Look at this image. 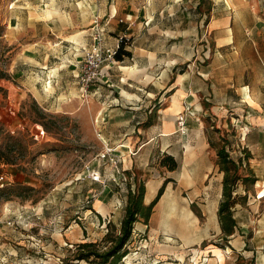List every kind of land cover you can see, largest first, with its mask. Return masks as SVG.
Wrapping results in <instances>:
<instances>
[{
    "label": "crops",
    "instance_id": "crops-1",
    "mask_svg": "<svg viewBox=\"0 0 264 264\" xmlns=\"http://www.w3.org/2000/svg\"><path fill=\"white\" fill-rule=\"evenodd\" d=\"M163 6L174 8L167 1ZM179 8L187 12L183 3ZM124 10L129 13L122 19ZM155 10V5L135 9L124 0H0V22L12 47L9 72L37 101L46 103L57 94L65 105V97L76 99L81 92L78 75L96 22L108 46L132 32L126 48L132 56L108 66V76L92 92L102 140L121 156V177L148 172L165 156L179 164L176 171L146 181L147 205L167 178L173 180L167 187L179 178L184 187L203 183L206 190L217 179L221 197L214 213L221 232L224 174L215 177L220 168L210 146L216 133L212 124L238 129L239 141L252 155L249 161H258L264 150V0H212L207 12H198L196 26L186 22L184 30L164 40L153 36L160 25ZM180 116L186 118L185 133ZM250 162L256 172L258 166ZM177 171L178 178L172 175Z\"/></svg>",
    "mask_w": 264,
    "mask_h": 264
},
{
    "label": "rangeland",
    "instance_id": "rangeland-1",
    "mask_svg": "<svg viewBox=\"0 0 264 264\" xmlns=\"http://www.w3.org/2000/svg\"><path fill=\"white\" fill-rule=\"evenodd\" d=\"M124 1L135 9L155 5L158 9L155 20L160 25L153 36L162 40L184 30L186 22L190 27L196 26L198 12H207L212 3V0H201L200 9L199 0ZM166 1L173 5L172 10L164 9ZM180 3L187 7L185 14L179 8ZM127 13L128 10L123 11L122 19ZM34 83L35 80L31 84ZM24 88L21 79L0 81V124L14 139L21 140L26 167L18 172L17 168L0 164V177L6 186L21 182L34 189L26 194L25 200L13 197L0 203L3 222L0 264H89L73 260L76 246L87 241L104 248L109 246L107 235L119 233L129 190L124 178L128 175L121 177L120 165L105 164L100 158L104 143L98 137L103 125L94 109L97 96L78 94L76 99L67 96L66 104L62 105L61 95L53 94L48 102H39ZM51 89L52 85H45L48 93ZM38 109L47 117L41 118ZM41 123H46L50 131L43 130ZM212 126L213 131L220 129L213 135V141L228 138L231 157L235 161L244 158L238 129L234 126L224 129L218 123ZM7 141L12 140L1 133L0 145ZM215 151L213 161L217 163ZM257 160L249 162L258 166L255 174L260 185L257 183L251 189L246 204L236 207L239 229L229 242L231 247L221 239L222 231L220 228L218 232L214 213L221 197L218 196L221 190L216 191L218 180L213 179L207 190L203 183L187 188L181 185L177 171L172 175L178 180L166 188L161 210L155 207L148 226L142 220L136 223L128 245L129 254L121 264H251L254 258L253 264H264V150ZM149 168L148 172H136L140 180L146 182L159 173L168 174L158 159ZM94 172L102 174L101 183L92 182L90 177ZM218 172L215 171V177ZM130 181L135 190L134 180ZM237 194H247L242 184ZM172 205L174 212L170 210ZM206 236L209 238L204 240Z\"/></svg>",
    "mask_w": 264,
    "mask_h": 264
},
{
    "label": "trees",
    "instance_id": "trees-1",
    "mask_svg": "<svg viewBox=\"0 0 264 264\" xmlns=\"http://www.w3.org/2000/svg\"><path fill=\"white\" fill-rule=\"evenodd\" d=\"M201 6V4H200ZM6 27L0 22V81L11 80L12 76L9 72L11 65L12 47L5 40ZM122 47L116 56V60L121 62L125 58L132 56L131 52ZM38 115L41 118H46L47 114L41 109H38ZM43 130L50 131V127L46 123H41ZM149 124V123H147ZM220 129H215V132ZM4 133L5 138L12 140L0 145V164L8 165L17 168V171H24L26 167L23 165L24 155L22 154V143L19 139H14L4 131L0 124V134ZM230 140L223 137L219 142L210 141V146L216 150L217 165L220 172L224 174L222 199L218 210V220L222 231L221 239L226 242L227 247H231L229 242L239 229L238 221L235 217V210L238 205L246 204L248 194L251 189L258 183L259 179L255 171L250 167L249 160L252 155L247 149L244 150V158L235 161L229 151L228 146ZM245 162V163H244ZM161 164L167 168L169 172H174L179 168V164L171 156H165ZM2 170L0 169V172ZM246 171V173H243ZM128 175V193L127 204L125 206V216L121 222V229L118 234H108L109 246L100 248L99 245L93 242H82L77 244L73 255V260L85 261L89 264H121L124 257L129 254L128 245L133 237L136 223L142 222L148 226L154 209L161 197L164 195L167 185L172 182V179L167 178L159 189L155 199L150 204H145L146 182L140 180L137 174L134 176L136 189H132L131 173ZM242 184L245 188L246 195L237 194L239 185ZM34 190L31 187L25 186L21 182H17L4 188H0V203L9 201L13 197L25 200L27 193ZM233 249V248H232ZM255 259V258H254ZM254 259L251 264L254 263Z\"/></svg>",
    "mask_w": 264,
    "mask_h": 264
},
{
    "label": "built area",
    "instance_id": "built-area-1",
    "mask_svg": "<svg viewBox=\"0 0 264 264\" xmlns=\"http://www.w3.org/2000/svg\"><path fill=\"white\" fill-rule=\"evenodd\" d=\"M93 30L94 34L92 44L89 50L85 53V57L81 63L80 73L78 75L81 91L80 94L82 97H89L92 94L95 85L108 76V66H113L114 64L118 63L116 60L118 52L124 46L127 48L128 42L130 40L126 35L120 36L117 38L116 44L114 46H108L104 32L98 22H96ZM178 126L182 133H185L186 118L184 116L179 117ZM98 137L102 140L101 133H98ZM103 143L104 148L100 153L101 160H103L105 164L108 163L116 167L121 162V156L115 153L114 148L111 145L104 141ZM90 178L93 183L102 182V174L100 172H94ZM113 178L116 180L115 175ZM133 179L134 178L131 177L130 180ZM3 181L4 178L0 177V188H4L6 186ZM124 181L127 182L128 178L125 177ZM2 224L3 222L0 220V225ZM8 224H12L11 221H8Z\"/></svg>",
    "mask_w": 264,
    "mask_h": 264
},
{
    "label": "bare ground",
    "instance_id": "bare-ground-1",
    "mask_svg": "<svg viewBox=\"0 0 264 264\" xmlns=\"http://www.w3.org/2000/svg\"><path fill=\"white\" fill-rule=\"evenodd\" d=\"M48 85L51 87V83H49ZM259 185H260V183H258V186H259ZM218 196H219V197L221 196V192H220V191L218 192ZM174 209H175V207H173V205H172V207L170 208V210H172V211L174 212ZM170 214H171V213H170ZM170 214H169V216H168V215H167V216L170 217ZM172 215H174V214H172Z\"/></svg>",
    "mask_w": 264,
    "mask_h": 264
}]
</instances>
